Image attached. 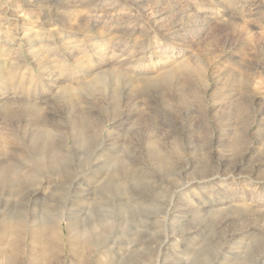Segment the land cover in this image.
Returning a JSON list of instances; mask_svg holds the SVG:
<instances>
[{
  "label": "rangeland",
  "instance_id": "1",
  "mask_svg": "<svg viewBox=\"0 0 264 264\" xmlns=\"http://www.w3.org/2000/svg\"><path fill=\"white\" fill-rule=\"evenodd\" d=\"M13 221L52 264H264V0H0Z\"/></svg>",
  "mask_w": 264,
  "mask_h": 264
},
{
  "label": "bare ground",
  "instance_id": "2",
  "mask_svg": "<svg viewBox=\"0 0 264 264\" xmlns=\"http://www.w3.org/2000/svg\"><path fill=\"white\" fill-rule=\"evenodd\" d=\"M17 224L18 223L13 221L12 223H8L7 225H5L3 229V236L6 238H4L6 243L5 241L2 243L8 245L9 248L0 250V264H52L50 259V252L37 250L34 251L33 254L31 253L27 258H25L23 253L24 250L23 252L15 250V238L17 237L18 233Z\"/></svg>",
  "mask_w": 264,
  "mask_h": 264
}]
</instances>
